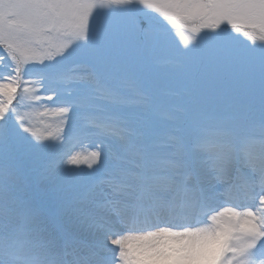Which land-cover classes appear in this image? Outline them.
Wrapping results in <instances>:
<instances>
[{
    "label": "snow or ice",
    "instance_id": "1",
    "mask_svg": "<svg viewBox=\"0 0 264 264\" xmlns=\"http://www.w3.org/2000/svg\"><path fill=\"white\" fill-rule=\"evenodd\" d=\"M0 264H264V0H0Z\"/></svg>",
    "mask_w": 264,
    "mask_h": 264
},
{
    "label": "rangeland",
    "instance_id": "2",
    "mask_svg": "<svg viewBox=\"0 0 264 264\" xmlns=\"http://www.w3.org/2000/svg\"><path fill=\"white\" fill-rule=\"evenodd\" d=\"M233 35H237V34L233 33ZM173 38L179 44V42H180L179 36H176L175 33H173ZM238 39L241 42L245 43V44L251 43V40H249L248 38L243 37L242 35H238ZM256 42L259 43V40H257ZM181 46H183V45H181ZM69 67L71 68L72 66L70 65ZM90 143H91L90 140H85L83 145H82V148L84 150H87V151H92L93 149L90 147ZM76 150L77 151H81L82 149L81 148H77ZM83 167H85V169L87 170V166L86 165H84ZM221 203L223 204V201H221ZM224 206H230V204H224Z\"/></svg>",
    "mask_w": 264,
    "mask_h": 264
}]
</instances>
